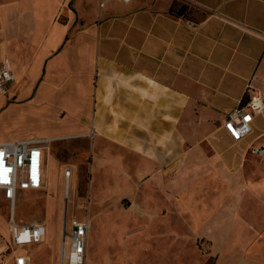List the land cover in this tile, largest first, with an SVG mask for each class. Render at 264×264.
Segmentation results:
<instances>
[{
  "label": "crops",
  "instance_id": "0c3cea01",
  "mask_svg": "<svg viewBox=\"0 0 264 264\" xmlns=\"http://www.w3.org/2000/svg\"><path fill=\"white\" fill-rule=\"evenodd\" d=\"M11 21L26 25L14 65L2 34ZM0 58L14 83L31 81L27 93L61 90L75 103L69 135L93 130L94 187L103 173L130 208L152 213L148 250L118 257L156 264L164 237L192 244L182 264H204L196 239L214 264H264V113L240 141L223 127L247 89L264 93V0H0ZM168 209L196 220L190 234L156 229ZM9 241L0 225L4 264Z\"/></svg>",
  "mask_w": 264,
  "mask_h": 264
},
{
  "label": "rangeland",
  "instance_id": "374dc122",
  "mask_svg": "<svg viewBox=\"0 0 264 264\" xmlns=\"http://www.w3.org/2000/svg\"><path fill=\"white\" fill-rule=\"evenodd\" d=\"M20 4L13 3L12 9L19 10ZM61 18V17H60ZM25 24L11 21L5 26L2 34L9 39L5 55L13 65L16 56L23 57L24 50L18 47L21 30ZM32 71V70H31ZM30 71V72H31ZM30 75V73H28ZM56 83L54 79L48 85ZM31 81L12 83L6 97L0 99V140L20 138H43L46 155V187L41 191H20L16 196L14 219L18 223H41L46 228L45 240L17 250L27 251L30 259L27 264H59V250L62 240L68 239L69 220L73 217L86 218L90 222L85 263L89 264H128L129 259L118 257V253L135 254L139 250H148L147 233L151 212L130 208V205L119 196L115 183L101 184L105 180L103 173L92 172V154L90 152L93 132L86 135H69L78 117L75 103L63 91H49L44 95L27 93ZM68 166L71 174L68 197L64 196V169ZM109 182V178L106 179ZM108 185V186H107ZM114 188V190H113ZM95 190V191H94ZM8 201L0 192V225L8 228ZM157 207V206H155ZM171 211V209H168ZM165 213V211H163ZM165 226L156 229L176 231L188 235L195 227L193 218L188 215L173 214L164 216ZM140 225L136 226V220ZM66 225V226H64ZM205 226L199 227L202 231ZM66 232V233H65ZM161 238V237H160ZM155 241V240H154ZM153 241V243H154ZM195 251L200 254L204 264H214L215 257L209 254V243L203 239L194 242ZM154 246V244H152ZM188 242L170 241L164 237L156 242V264H182L189 250ZM107 253L111 257H104ZM168 252L169 257H166ZM167 255V256H168ZM135 256V255H134ZM89 257H91L89 259ZM135 260L138 258L135 256ZM147 257H142L138 264H149Z\"/></svg>",
  "mask_w": 264,
  "mask_h": 264
},
{
  "label": "built area",
  "instance_id": "2783aa9c",
  "mask_svg": "<svg viewBox=\"0 0 264 264\" xmlns=\"http://www.w3.org/2000/svg\"><path fill=\"white\" fill-rule=\"evenodd\" d=\"M14 80L15 75L10 61L0 58V99L6 97ZM250 89H247L246 100L231 109L223 119V127L234 141H240L250 134L253 116L264 113V93L256 88ZM45 142L43 138H20L0 143V191L8 201L10 212L7 220L10 241L6 252L13 254L14 264H26L27 255L19 254L17 250L41 242L45 235L44 224L35 222L24 224L14 219L17 194L20 191H41L46 186ZM70 174L71 171L66 166L65 197L69 194ZM68 224L70 226L68 239L61 242L59 264H84L90 222L86 218L73 217ZM5 256V253L0 255V264H4Z\"/></svg>",
  "mask_w": 264,
  "mask_h": 264
},
{
  "label": "water",
  "instance_id": "95a60500",
  "mask_svg": "<svg viewBox=\"0 0 264 264\" xmlns=\"http://www.w3.org/2000/svg\"><path fill=\"white\" fill-rule=\"evenodd\" d=\"M185 10V5H181V7L178 9L177 13L180 15Z\"/></svg>",
  "mask_w": 264,
  "mask_h": 264
},
{
  "label": "bare ground",
  "instance_id": "6f19581e",
  "mask_svg": "<svg viewBox=\"0 0 264 264\" xmlns=\"http://www.w3.org/2000/svg\"><path fill=\"white\" fill-rule=\"evenodd\" d=\"M17 82V81H16ZM69 188H70V183H69ZM14 214H15V212H14ZM46 235V234H45ZM45 235H44V237H43V239H42V241H44L45 240Z\"/></svg>",
  "mask_w": 264,
  "mask_h": 264
}]
</instances>
